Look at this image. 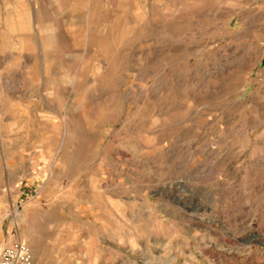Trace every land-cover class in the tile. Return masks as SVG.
Returning <instances> with one entry per match:
<instances>
[{"label": "rangeland", "instance_id": "obj_1", "mask_svg": "<svg viewBox=\"0 0 264 264\" xmlns=\"http://www.w3.org/2000/svg\"><path fill=\"white\" fill-rule=\"evenodd\" d=\"M17 241L31 264H264V0H0Z\"/></svg>", "mask_w": 264, "mask_h": 264}, {"label": "built area", "instance_id": "obj_2", "mask_svg": "<svg viewBox=\"0 0 264 264\" xmlns=\"http://www.w3.org/2000/svg\"><path fill=\"white\" fill-rule=\"evenodd\" d=\"M33 252L29 244L17 241L0 249V264H31Z\"/></svg>", "mask_w": 264, "mask_h": 264}, {"label": "bare ground", "instance_id": "obj_3", "mask_svg": "<svg viewBox=\"0 0 264 264\" xmlns=\"http://www.w3.org/2000/svg\"><path fill=\"white\" fill-rule=\"evenodd\" d=\"M39 11V10H38ZM36 31V30H35Z\"/></svg>", "mask_w": 264, "mask_h": 264}]
</instances>
